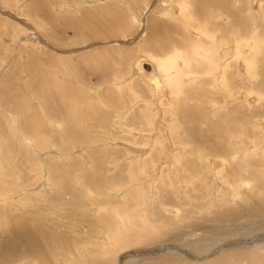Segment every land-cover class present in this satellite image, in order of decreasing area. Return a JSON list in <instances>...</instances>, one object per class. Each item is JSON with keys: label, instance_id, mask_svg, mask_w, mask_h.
<instances>
[{"label": "rangeland", "instance_id": "1", "mask_svg": "<svg viewBox=\"0 0 264 264\" xmlns=\"http://www.w3.org/2000/svg\"><path fill=\"white\" fill-rule=\"evenodd\" d=\"M174 1L0 0V264H264V0ZM194 28L261 40L254 77L138 74Z\"/></svg>", "mask_w": 264, "mask_h": 264}, {"label": "bare ground", "instance_id": "2", "mask_svg": "<svg viewBox=\"0 0 264 264\" xmlns=\"http://www.w3.org/2000/svg\"><path fill=\"white\" fill-rule=\"evenodd\" d=\"M251 2H252V0H251ZM255 2H257V0H254V2H252V3H255ZM170 4H171L170 9H169L170 13L167 12L168 10L167 11L165 10V13H168V15L170 14L171 16L179 18V19L181 17H182V19L185 17L188 20H189V18H191L187 14L188 11L186 12L187 7H188V3H187V7H186L185 3L181 0L174 1L173 4L172 3H170ZM175 5L177 7H175ZM175 8L178 9L177 13H176ZM172 10H175V13L172 12ZM194 29L198 32V34L203 35L208 39L207 46L201 47V48H204L205 50L198 48L197 56H192L187 52H182L179 50V51H176L172 54H169L167 57H163V56L158 57V56L154 55L155 57L153 58V56H152V58H151V54L149 56L148 55L149 53L148 54L146 53L147 54L146 57L149 56V59L148 58L146 59V57L136 59L137 60L135 63L136 66L139 65L141 60L150 61L152 63L153 68H154L153 77H152V80H147V81H152L151 82L152 84H150V85H152L153 87L158 86L157 89H159V91L164 90V84L167 86H174V88L170 89V90H172L171 91L172 93H177L179 90L180 84L183 83V77L191 72L192 63H193V66H197V64H200L203 62H207V70L209 72L217 73V71H218V75H219V78L221 79V81L226 79L225 73L227 72L229 67H231L233 64L232 63L229 66L230 61H234L236 63L239 60L242 61V65L239 67L240 73L241 74H249L251 78L254 77V75H255L254 69H255L256 64H257L256 62H258L259 56L262 52V44L263 43L261 40L256 39V37H254L253 40H249V41H248V38H244V37L239 38V39L235 38L234 40H232L231 44H229V45L227 44L228 41H225L223 44H220L218 51H217V47L214 46L215 38L212 35V33L208 32L206 30L203 31L202 29H199V28L198 29L194 28ZM208 47L210 48V50ZM181 67L185 68L188 72L182 73L183 68H181ZM136 69L138 70V74H139V72H141L139 66L136 67ZM167 86H165V87L168 88ZM168 90H169V88H168ZM153 92H154V90H153ZM244 95L246 96V94H243L242 96H244ZM232 97H233V95H232ZM235 100H237V99H235ZM176 161L177 162L179 161V157L176 158ZM217 163L218 162L215 161L214 159L210 162H208V161L206 162L207 166L211 169L212 172L220 173L221 166H220V163L219 164H217ZM177 211L178 210L176 209L174 215H176ZM99 219H100V217H99ZM109 221H110V219H109ZM103 242H105V244L110 246L111 241L109 240V236L107 237V240H105V238H104ZM224 256L222 255V257H224ZM222 257L219 256V258H215V259L213 258V263L215 264L216 262H214V261H216V260L220 261V259ZM234 258H235V256H234ZM243 258L245 259V257H241V259H243ZM221 260H223V258ZM34 264H36V263H34ZM249 264H250V262H249ZM251 264H252V262H251Z\"/></svg>", "mask_w": 264, "mask_h": 264}, {"label": "water", "instance_id": "3", "mask_svg": "<svg viewBox=\"0 0 264 264\" xmlns=\"http://www.w3.org/2000/svg\"><path fill=\"white\" fill-rule=\"evenodd\" d=\"M139 68L141 70V74L146 80H152L154 68L150 61L141 60L139 63Z\"/></svg>", "mask_w": 264, "mask_h": 264}]
</instances>
